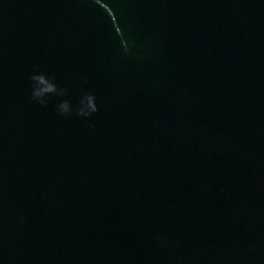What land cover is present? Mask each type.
Masks as SVG:
<instances>
[{
  "label": "water",
  "instance_id": "1",
  "mask_svg": "<svg viewBox=\"0 0 264 264\" xmlns=\"http://www.w3.org/2000/svg\"><path fill=\"white\" fill-rule=\"evenodd\" d=\"M0 264H264V0H0Z\"/></svg>",
  "mask_w": 264,
  "mask_h": 264
},
{
  "label": "clouds",
  "instance_id": "2",
  "mask_svg": "<svg viewBox=\"0 0 264 264\" xmlns=\"http://www.w3.org/2000/svg\"><path fill=\"white\" fill-rule=\"evenodd\" d=\"M33 82L32 99L38 101L41 105L47 106L49 103V97L51 96H67L68 89L61 88L56 82L55 77H49L45 73H33L30 76ZM58 112L64 116H71L73 112L80 117L89 118L96 113L98 105L96 102V96L92 93H85L80 101V106L73 108L71 102L67 99L63 100L58 105Z\"/></svg>",
  "mask_w": 264,
  "mask_h": 264
}]
</instances>
